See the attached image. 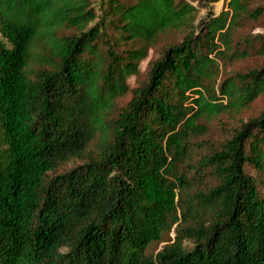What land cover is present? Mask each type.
<instances>
[{
    "label": "trees",
    "instance_id": "16d2710c",
    "mask_svg": "<svg viewBox=\"0 0 264 264\" xmlns=\"http://www.w3.org/2000/svg\"><path fill=\"white\" fill-rule=\"evenodd\" d=\"M219 1L0 0V264H264V109L193 159L264 95V5Z\"/></svg>",
    "mask_w": 264,
    "mask_h": 264
},
{
    "label": "rangeland",
    "instance_id": "374dc122",
    "mask_svg": "<svg viewBox=\"0 0 264 264\" xmlns=\"http://www.w3.org/2000/svg\"><path fill=\"white\" fill-rule=\"evenodd\" d=\"M197 2H195L196 4ZM212 9L215 12H218L222 9L223 1L210 4ZM264 0H252L251 6L258 7L263 6ZM206 12V8H200L199 16H203ZM264 31V15H261L255 19L247 18L242 24L235 30L234 39L240 40L242 37H245L249 34H255ZM173 36H170L171 40ZM178 39V37H177ZM164 40H159V42L149 49L148 55L140 62L139 64V73L137 75H132L128 78L127 82L130 88L136 87L143 79L146 77V72L148 70V65L151 60L156 58L159 55L160 48L162 47ZM263 62V59L258 56H248L235 60L233 62H221V71L219 74L218 81L224 79L226 76L232 74L235 71H246L249 68L258 66ZM132 93L129 91L125 96L121 97L118 100V105L122 106L128 102L131 98ZM264 109V95L255 99L247 108H244L239 113H222L214 117L210 123H208V129L206 134L199 136L195 139L193 159L198 158L200 152L208 150V147L205 148V141L211 143L212 145L216 143L217 140L223 139L226 137L234 127L239 126L242 121H246L251 117L257 116ZM79 161H71L63 167V169L72 166ZM170 236L173 237V231L170 232ZM165 241L157 244L151 250H158Z\"/></svg>",
    "mask_w": 264,
    "mask_h": 264
}]
</instances>
